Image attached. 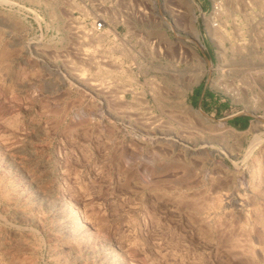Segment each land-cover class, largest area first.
I'll return each mask as SVG.
<instances>
[{
	"label": "rangeland",
	"instance_id": "obj_1",
	"mask_svg": "<svg viewBox=\"0 0 264 264\" xmlns=\"http://www.w3.org/2000/svg\"><path fill=\"white\" fill-rule=\"evenodd\" d=\"M192 1L0 0V264H264V0Z\"/></svg>",
	"mask_w": 264,
	"mask_h": 264
},
{
	"label": "bare ground",
	"instance_id": "obj_2",
	"mask_svg": "<svg viewBox=\"0 0 264 264\" xmlns=\"http://www.w3.org/2000/svg\"><path fill=\"white\" fill-rule=\"evenodd\" d=\"M156 4L157 3H152L151 4V8H152V11H156ZM189 5L190 6H193V1L192 0H189ZM248 5V4H247ZM225 8V7H224ZM262 8V7H261ZM222 9H223V7H222ZM252 9V8H251ZM263 9V8H262ZM226 10V9H225ZM238 10H239V8H238ZM222 10L221 9H218V13H220V14H222L223 16H226V13L225 12H221ZM263 11V10H262ZM177 12V11H176ZM227 12V11H226ZM239 12H240V10H239ZM178 13H181V15H184V13L182 12V11H178ZM230 13V12H229ZM248 13V12H247ZM225 14V15H224ZM233 14V13H232ZM179 15V14H178ZM177 15V16H178ZM221 15V16H222ZM180 16V15H179ZM219 16V15H218ZM194 15L192 14V20H196V18L194 19ZM228 17V16H227ZM226 17V18H227ZM230 17V16H229ZM216 18V17H215ZM219 18V17H218ZM247 18V17H246ZM155 19V18H154ZM232 19V18H231ZM161 20H162V18H161ZM214 20V19H213ZM220 20V19H219ZM234 20V19H233ZM244 20V19H243ZM155 21V20H154ZM223 21V23H224V20H222ZM231 21V20H230ZM162 22V21H161ZM218 22V21H217ZM233 24H234V22L233 21H231ZM222 22L220 21V24H212L211 25V28H210V33H212V35L214 36V38H215V40H217V44H218V48H219V50H220V52H223L224 54L228 51V50H230V52H232L233 53V55H237V51H241L240 49L241 48H243V47H241L240 48V46L237 44V41H236V38L238 39L239 37L242 39V30L240 29V28H237L236 27V30H235V32H231L229 29H227L226 28V30H225V27H221V24ZM232 23H230V24H232ZM226 24H227V22H226ZM226 24H223V25H226ZM210 26V25H209ZM233 31V30H232ZM107 34V33H106ZM196 39V45L199 47V48H203V46L201 45V43L199 42V39H198V36L195 38ZM241 39H239V40H241ZM242 41H244V39L242 40ZM156 42V41H155ZM226 42H228L229 43V47L228 48H226L225 47V43ZM240 42V41H239ZM240 43H242V42H240ZM154 44H156V43H154ZM243 44H244V42H243ZM242 44V45H243ZM151 46H153L152 44H151ZM150 46V47H151ZM154 47V46H153ZM152 47V50L154 49ZM155 50V49H154ZM153 50V51H154ZM197 55H199V54H197ZM223 55V54H222ZM199 57V56H198ZM202 59L199 57V58H197V61L200 63V61H201ZM206 62V61H205ZM207 62H209V61H207ZM208 65H209V68H212V62L210 61L209 63H208ZM118 70H119V68H118ZM120 71H122L121 69H120ZM199 114H202L201 112H199Z\"/></svg>",
	"mask_w": 264,
	"mask_h": 264
},
{
	"label": "built area",
	"instance_id": "obj_3",
	"mask_svg": "<svg viewBox=\"0 0 264 264\" xmlns=\"http://www.w3.org/2000/svg\"><path fill=\"white\" fill-rule=\"evenodd\" d=\"M104 22L102 20H98L96 21L92 28L90 29V31L92 33H101V31L104 30ZM90 31H87L86 28H84V38H87V37H91V33H89Z\"/></svg>",
	"mask_w": 264,
	"mask_h": 264
}]
</instances>
